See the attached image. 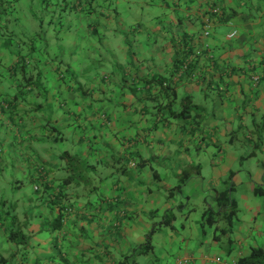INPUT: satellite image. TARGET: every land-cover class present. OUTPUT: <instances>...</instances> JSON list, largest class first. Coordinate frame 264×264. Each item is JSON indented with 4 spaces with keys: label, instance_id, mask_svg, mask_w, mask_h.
<instances>
[{
    "label": "crops",
    "instance_id": "crops-1",
    "mask_svg": "<svg viewBox=\"0 0 264 264\" xmlns=\"http://www.w3.org/2000/svg\"><path fill=\"white\" fill-rule=\"evenodd\" d=\"M263 126L264 0H0V212L26 241L0 227L4 264H160L178 231L165 264H236L264 245Z\"/></svg>",
    "mask_w": 264,
    "mask_h": 264
},
{
    "label": "trees",
    "instance_id": "trees-1",
    "mask_svg": "<svg viewBox=\"0 0 264 264\" xmlns=\"http://www.w3.org/2000/svg\"><path fill=\"white\" fill-rule=\"evenodd\" d=\"M89 4L92 6V0H88ZM220 10L218 9L217 11L213 12L217 16L222 15L220 14ZM211 13V14H213ZM222 17V16H221ZM210 28L211 25L209 23H206L205 28ZM183 60L180 61L177 65L176 73L179 71L181 72V66L183 64ZM185 72V71H184ZM160 86L161 89L163 88L164 91L171 92L173 89V86L171 84V81L168 80H161L160 81ZM172 94V93H170ZM264 128V126H263ZM1 152V150H0ZM86 163L87 161L79 158V157H74L71 159V161L68 163L69 166L71 167V170L77 171L80 174H82V170L86 168ZM227 188L224 189V191H220L217 195V197L214 198V201L216 200L217 207L220 209V211L223 213V219L226 221L228 225V230H230L232 223H233V217L237 211V203L235 199L232 197V190L233 188L230 186V183H228ZM183 187L182 183H179L177 185V189H181ZM262 190L254 189V194H258ZM72 209L70 206H65L63 207L62 212H70ZM5 212L0 213V227H4V229L7 231V236L6 240L10 242L11 244H14L15 247H18L19 244H26V241L22 235H19V231H12L13 225L17 222V219L15 216H10L9 213ZM214 210L211 208H208L203 214H202V227L205 225H213L214 222H216V219L214 218L215 216ZM172 217L170 220L163 219L159 224H169L171 221ZM158 226V224H155L152 226L151 231L147 235L146 243L143 246V249L140 251V254L142 253H147L153 251V246L151 243V233L154 232L155 228ZM136 249H134L135 251ZM130 255H125L123 259L119 262V264H133L134 262L129 261ZM0 261L1 263H5L6 259L0 254ZM156 264V263H154ZM236 264H264V245L258 246V247H253L251 251L249 252L248 255L240 257L237 260Z\"/></svg>",
    "mask_w": 264,
    "mask_h": 264
},
{
    "label": "rangeland",
    "instance_id": "rangeland-1",
    "mask_svg": "<svg viewBox=\"0 0 264 264\" xmlns=\"http://www.w3.org/2000/svg\"><path fill=\"white\" fill-rule=\"evenodd\" d=\"M25 184H26V187H27L28 186V182H26ZM236 188H237V192L235 193V196L238 198V200H239L240 203H243L244 201H246L248 199V197L251 196V187L247 183H244L243 186L236 185ZM257 197H259V199L263 200V197H260V196H257ZM208 202L211 203V205L213 204V202H211L209 199H208ZM2 212H4V210ZM2 212H0V213H2ZM218 224H219V226H223L224 225V221L223 220H219L218 221ZM14 227H15V225H13L12 228L14 229ZM206 227H207L208 230H210V229L214 228V225H207ZM18 230H21V226L16 227V230L15 231H18ZM22 230L23 231H26L27 229L26 230L22 229ZM179 233H180V231L176 232V234L172 238V240H169V241H166L164 239V236L162 234H161V236H158L156 239L154 238V243H155V245L157 247L155 253L158 256V262L160 264H165L166 263V262L164 263V261L160 258V256L162 257V256H165L166 255L169 258H171V257H173L175 255L173 257V259L178 258L177 255H179V252H180L179 246H178L179 244L178 243L181 240ZM150 235H152V234H150ZM207 237L210 239V236L209 235ZM179 238H180V240H179ZM14 248H16V247L14 246ZM150 253H153V251H151ZM145 254H141V255H144L145 256ZM32 258L33 259H36L37 258V260L39 262H41V263L43 262L45 264H49L50 261H48V260H51V261L54 260V258H52V259H48L47 261H44L42 259L43 257L42 258L41 257H38V255H37V257L32 256ZM176 261H177V259H176ZM167 262H169V261L167 260ZM0 264H4V263H1V261H0Z\"/></svg>",
    "mask_w": 264,
    "mask_h": 264
},
{
    "label": "built area",
    "instance_id": "built-area-1",
    "mask_svg": "<svg viewBox=\"0 0 264 264\" xmlns=\"http://www.w3.org/2000/svg\"><path fill=\"white\" fill-rule=\"evenodd\" d=\"M213 12H215V11H217V8H214L213 10H212ZM203 33L205 34V35H207L208 34V30H205V31H203ZM184 63L182 64V66H181V71L182 72H189V70H190V63H189V61H183ZM252 80L255 82V83H257L260 79H261V76L259 75V74H257V73H253L252 74ZM188 261L187 260H185V259H178L174 264H186Z\"/></svg>",
    "mask_w": 264,
    "mask_h": 264
},
{
    "label": "clouds",
    "instance_id": "clouds-1",
    "mask_svg": "<svg viewBox=\"0 0 264 264\" xmlns=\"http://www.w3.org/2000/svg\"><path fill=\"white\" fill-rule=\"evenodd\" d=\"M214 8H217V10L219 9L217 5H215V4H211V6H210V11H211V13H213L212 10H213ZM205 30H208V34H209V29H208L207 27L204 29V31H205ZM203 34H204V33H203ZM208 34H207V35H208ZM204 35H205V34H204ZM0 150H1V149H0Z\"/></svg>",
    "mask_w": 264,
    "mask_h": 264
}]
</instances>
